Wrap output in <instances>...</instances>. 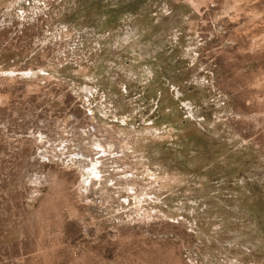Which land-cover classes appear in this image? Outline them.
Returning a JSON list of instances; mask_svg holds the SVG:
<instances>
[{
    "label": "rangeland",
    "instance_id": "rangeland-1",
    "mask_svg": "<svg viewBox=\"0 0 264 264\" xmlns=\"http://www.w3.org/2000/svg\"><path fill=\"white\" fill-rule=\"evenodd\" d=\"M0 264H264V0H0Z\"/></svg>",
    "mask_w": 264,
    "mask_h": 264
}]
</instances>
